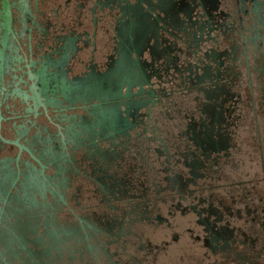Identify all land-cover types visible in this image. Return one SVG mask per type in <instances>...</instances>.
<instances>
[{"label":"flooded vegetation","instance_id":"flooded-vegetation-1","mask_svg":"<svg viewBox=\"0 0 264 264\" xmlns=\"http://www.w3.org/2000/svg\"><path fill=\"white\" fill-rule=\"evenodd\" d=\"M82 35L53 133L0 139V264H264V0H0V95Z\"/></svg>","mask_w":264,"mask_h":264},{"label":"water","instance_id":"water-1","mask_svg":"<svg viewBox=\"0 0 264 264\" xmlns=\"http://www.w3.org/2000/svg\"><path fill=\"white\" fill-rule=\"evenodd\" d=\"M8 21L10 20L7 15ZM39 39L45 37L41 34L38 35ZM57 43L55 49L49 54L43 49H39L35 52L36 56V70L42 75L43 72L49 74L50 83L49 90L41 91L44 95L45 103L39 99H35L25 91L19 90L25 89L29 92L30 79L20 82L18 85H12V88L23 92L22 98L16 93H13V89L8 95H0V117L2 109L5 110V116L0 119V139H3V134L15 140L17 137L25 139L27 142L37 143L41 142L36 136L37 130L43 128V131L47 134L53 133V129L56 128L57 120L56 114L61 111V107L69 106V99L77 97L80 92V87L77 80L80 77H84L87 74V65L91 60V54L89 52V46L85 35H82L74 43L70 37L65 36L59 39H54ZM4 48V44H1ZM102 50V49H101ZM99 52V51H98ZM3 62V51L0 50V64ZM42 78L39 82L41 85ZM18 91V92H19ZM86 101H78L80 105ZM62 105V106H61ZM31 109H34L36 113H32ZM23 126L27 128L28 134L25 137H21L18 133L19 127ZM17 140V139H16ZM14 143L17 144V141ZM2 152L9 153L11 151L10 140L5 141ZM35 152L39 156L42 152V147L37 145L34 147ZM29 158L36 159L35 156L25 149ZM42 154V153H41ZM42 156H44L42 154Z\"/></svg>","mask_w":264,"mask_h":264},{"label":"rangeland","instance_id":"rangeland-1","mask_svg":"<svg viewBox=\"0 0 264 264\" xmlns=\"http://www.w3.org/2000/svg\"><path fill=\"white\" fill-rule=\"evenodd\" d=\"M1 113H5V110L4 109H2V112Z\"/></svg>","mask_w":264,"mask_h":264}]
</instances>
